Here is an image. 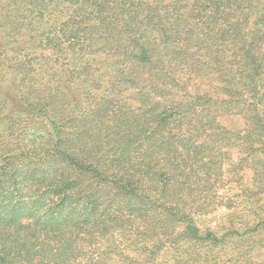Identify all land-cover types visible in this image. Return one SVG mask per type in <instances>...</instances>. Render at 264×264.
<instances>
[{
	"label": "trees",
	"instance_id": "16d2710c",
	"mask_svg": "<svg viewBox=\"0 0 264 264\" xmlns=\"http://www.w3.org/2000/svg\"><path fill=\"white\" fill-rule=\"evenodd\" d=\"M9 78L0 264H264V195L199 224L264 179V0H0Z\"/></svg>",
	"mask_w": 264,
	"mask_h": 264
},
{
	"label": "rangeland",
	"instance_id": "374dc122",
	"mask_svg": "<svg viewBox=\"0 0 264 264\" xmlns=\"http://www.w3.org/2000/svg\"><path fill=\"white\" fill-rule=\"evenodd\" d=\"M22 41L28 42V39ZM9 83H13L11 78L6 79L4 83L0 82V97H3L4 100H10V97L16 94V90L12 89ZM228 126L232 127L231 125ZM231 152L233 153V158H236L237 149L231 150ZM242 165L240 173H232L230 169L226 171V167L220 185H216L217 187H213L211 190H208V187L204 190V194L207 196V203L213 204L214 202V206H218V209L202 218L199 223L201 226L222 228L228 226L230 222L239 224L237 222L247 221L245 216L248 214L249 208L246 207V203H254L256 200V198L247 195L258 192L264 195V179L257 177L249 169L248 164ZM216 192L218 193V197L214 195ZM250 197L251 199H248ZM257 255H255L254 261H259L260 258Z\"/></svg>",
	"mask_w": 264,
	"mask_h": 264
}]
</instances>
